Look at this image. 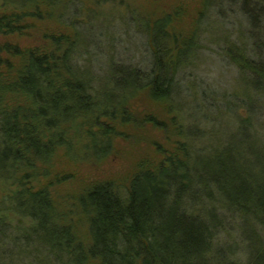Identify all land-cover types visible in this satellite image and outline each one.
I'll return each mask as SVG.
<instances>
[{
    "label": "trees",
    "instance_id": "obj_1",
    "mask_svg": "<svg viewBox=\"0 0 264 264\" xmlns=\"http://www.w3.org/2000/svg\"><path fill=\"white\" fill-rule=\"evenodd\" d=\"M3 1L15 12L0 17V35L20 32L26 18L40 16L17 13L19 8L61 0ZM234 1L252 26L251 43L247 49L230 42L226 54L242 73L249 105L264 110V34L258 25L264 0H203L196 28L185 38L171 32L169 16L147 21L151 70L111 67L100 81L78 65L76 36L51 35L48 47L0 45V183L18 185L0 203V247L13 245L7 244L2 264H233L231 256L239 253L242 264H264V134L250 120L219 148L201 153L178 103L180 76L203 48L205 20ZM12 58H21V65ZM143 94L168 104L182 141L174 154L138 169L125 184L104 181L80 195L91 237L84 246L71 226L59 222L47 189L26 186L27 171L83 139L88 154L104 157L111 136L131 122L132 101ZM9 96L21 101L10 105ZM13 220L29 227L7 230ZM224 229L238 232L239 248L221 241ZM24 243L38 245L21 250ZM34 254L42 256L35 261Z\"/></svg>",
    "mask_w": 264,
    "mask_h": 264
},
{
    "label": "rangeland",
    "instance_id": "obj_2",
    "mask_svg": "<svg viewBox=\"0 0 264 264\" xmlns=\"http://www.w3.org/2000/svg\"><path fill=\"white\" fill-rule=\"evenodd\" d=\"M202 2L61 0L50 7L24 6L16 10L17 13L39 11L40 16L26 18L27 28L20 32L0 35V45H19L23 49L48 47L51 35L76 36L79 43L78 65L98 81L105 79L111 67L137 68L145 73L151 70V49L144 23L169 16L171 32L185 38L196 28ZM12 12H15L13 6L0 0V17ZM62 15L64 19L60 18ZM243 16L241 3L234 1L208 17L203 25V48L199 58L180 76L181 98L178 103L189 138L201 153L219 148L220 143L227 142L238 127L245 128L250 120L264 134V110L260 104L249 105L242 73L226 54L230 42L250 48L248 31L252 26ZM258 25L263 35L264 21ZM11 60L16 65L22 63L21 58ZM7 100L10 105L21 101L13 96ZM132 102L131 116H127L131 122L111 136V146L104 157L88 154L86 140H78L72 150L60 147L47 165L38 163L34 169L21 171L16 177L17 180L27 171L32 174L26 180L28 188L47 189L59 222L71 226L84 246L89 245L91 237L88 217L78 206L80 195L104 181L125 184L138 169L156 166L165 156L174 154L175 143L182 141L176 127L172 126L174 113L169 111L167 103L153 102L144 94ZM153 117L158 122L153 121ZM17 187L12 181L0 183V203L5 202L4 197L12 194ZM26 220L8 221L6 229H12V232L16 229L17 233L19 229L29 227ZM228 230H223L221 241H230L235 249L239 248L242 239L238 232ZM7 244L12 245L8 241L0 247V264L6 262L4 253L11 248ZM34 246L28 247L24 243L20 248L32 250ZM34 255L35 261L42 256ZM230 260L233 264H242L244 258L239 253L236 257L231 256Z\"/></svg>",
    "mask_w": 264,
    "mask_h": 264
}]
</instances>
